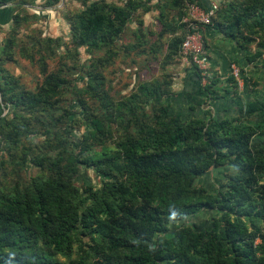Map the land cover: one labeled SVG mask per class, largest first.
<instances>
[{
	"label": "trees",
	"instance_id": "1",
	"mask_svg": "<svg viewBox=\"0 0 264 264\" xmlns=\"http://www.w3.org/2000/svg\"><path fill=\"white\" fill-rule=\"evenodd\" d=\"M82 1L84 10L72 27L75 45L87 48L108 45L141 2L128 0L121 7L105 0ZM7 2L0 0V6ZM191 3L208 9L194 0L184 8ZM186 9L180 18L187 16ZM249 15L262 25L264 0H248L241 11L218 5L206 27L217 30L226 24L235 30ZM190 31L171 40V53ZM260 56L256 52L248 62ZM230 81L236 83L233 77ZM200 82L194 67L187 115L174 97L162 108L159 121L138 122L133 136L112 153L82 156L85 147L76 155L59 151L49 159L53 168L66 167L71 175L77 166L94 168L106 178L100 189L86 185L79 193L70 177L54 175L12 194L0 192V264H61L55 257H70L74 243L87 234L101 237V242L93 248V259L86 254L73 264H264L263 127L240 119L241 114L257 116L259 102L249 103L245 111L239 108L238 117L196 112L199 105L191 104V97L212 89ZM54 89L52 83L37 94L3 101L13 110L19 104L50 110ZM261 109L264 117L263 104ZM228 170L234 173L226 176ZM210 171L222 172L220 181L225 180L215 191L198 185ZM203 213L211 215L204 226L187 221Z\"/></svg>",
	"mask_w": 264,
	"mask_h": 264
},
{
	"label": "rangeland",
	"instance_id": "2",
	"mask_svg": "<svg viewBox=\"0 0 264 264\" xmlns=\"http://www.w3.org/2000/svg\"><path fill=\"white\" fill-rule=\"evenodd\" d=\"M140 1L135 3L139 6L136 11H130L120 34L99 48L74 43L72 25L84 10L82 0H9L0 6V9H13L11 21L0 24V90L5 94L0 93L2 194H12L14 189L30 186L33 180L54 175L70 177L79 193L86 185L93 190L100 189L106 178L94 168L77 166L71 175L66 167L53 168L49 159L59 151L76 155L85 147L82 156L105 150L112 153L119 142L133 136L138 122L159 121L162 108L174 97L180 98V111L188 114L189 99L185 95L187 86L191 89L194 66L184 61L179 48L175 53L170 52L171 40L181 39L188 30L187 16L180 18L188 0H177L175 4L159 0L153 5L152 0ZM247 1L217 0V4L223 10L229 11L234 6L241 11ZM107 3L124 6L117 1ZM152 9L155 11L146 18L145 14ZM256 22L249 15L235 30L226 24L216 30L223 40L242 51L245 67L237 61H231L229 67L235 64L247 75L246 92H242L247 95L244 102L241 101L243 81L241 86L230 81V73L220 79L210 68L208 57L207 76L200 83L212 89L209 94H194V101L190 99L191 104L199 105L196 112L209 110L218 117H238V108L245 111L255 100L262 110L264 18L262 25ZM256 52L262 56L249 63L248 58ZM205 53L208 56V44H205ZM52 83L55 93L50 110L21 104L13 110L11 103L5 105L3 101V98L37 94ZM155 96L159 97L158 101ZM171 105L176 109L175 104ZM260 111L257 116L241 114L240 119L260 124L264 139V125L260 123L264 117ZM36 157L41 160H35ZM233 173L228 170L225 175ZM222 174L210 171L199 178L198 185L215 191L225 182L220 181ZM210 216L203 213L187 221L204 226ZM175 224L169 227L173 229ZM96 229L91 226V230ZM100 242L101 237L87 234L74 243L70 257L55 258L61 264H73L86 254L88 259H93V248Z\"/></svg>",
	"mask_w": 264,
	"mask_h": 264
},
{
	"label": "built area",
	"instance_id": "3",
	"mask_svg": "<svg viewBox=\"0 0 264 264\" xmlns=\"http://www.w3.org/2000/svg\"><path fill=\"white\" fill-rule=\"evenodd\" d=\"M96 2L101 0H89ZM109 1V0H105ZM125 4L128 0H111ZM218 9L217 3H212L208 9H204L196 3L187 5L186 14L188 28L191 30L183 42L181 43V52L184 56V61L191 63L199 73L202 75L201 79H205L206 68L208 64V56L205 53V42L200 27L209 26L212 24V19ZM230 75L234 78L236 83L242 85V77L240 69L235 65H230ZM207 76V75H206Z\"/></svg>",
	"mask_w": 264,
	"mask_h": 264
},
{
	"label": "crops",
	"instance_id": "4",
	"mask_svg": "<svg viewBox=\"0 0 264 264\" xmlns=\"http://www.w3.org/2000/svg\"><path fill=\"white\" fill-rule=\"evenodd\" d=\"M158 1L159 0H152L151 4L153 5ZM194 1L201 3L203 6L207 8H209L212 3H218L217 0H194ZM11 11H13V9L9 7L5 9H0V24L4 23L5 25H7L11 21ZM154 11L152 9L148 12L149 14L146 13L145 14L146 18H148ZM201 31L204 37L205 44H208V51H209L208 57L210 61V68H212L217 73V75H220V79H224L226 75L230 73L229 63L231 61H237L239 64L244 63L245 59L242 56V51L238 50L235 47V45L223 40L222 35L219 32H217L215 29L205 26L202 27ZM262 62L264 63V61ZM244 67H245V63H244ZM241 77L243 81L241 93L242 92L245 93L246 84L248 83V78L244 71H241ZM243 93L241 95L243 100L241 99V101L244 102L247 95ZM191 98L193 99V97Z\"/></svg>",
	"mask_w": 264,
	"mask_h": 264
}]
</instances>
